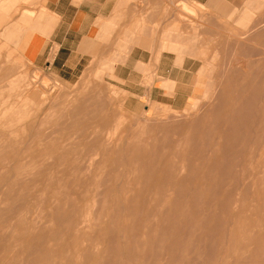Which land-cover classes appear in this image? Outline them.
<instances>
[{
  "label": "rangeland",
  "instance_id": "obj_1",
  "mask_svg": "<svg viewBox=\"0 0 264 264\" xmlns=\"http://www.w3.org/2000/svg\"><path fill=\"white\" fill-rule=\"evenodd\" d=\"M184 1L152 97L31 63L0 2V264H264V0Z\"/></svg>",
  "mask_w": 264,
  "mask_h": 264
},
{
  "label": "crops",
  "instance_id": "obj_2",
  "mask_svg": "<svg viewBox=\"0 0 264 264\" xmlns=\"http://www.w3.org/2000/svg\"><path fill=\"white\" fill-rule=\"evenodd\" d=\"M2 1L7 3V15H38L37 19L23 15L29 26L22 48L31 63L46 67L61 80H73L90 65L94 69L108 65L110 75L101 78L134 81L128 86L132 95H144L138 81H159L145 93L152 97L166 95L162 79L176 82L191 72L189 58L175 65V53L162 50L158 38L150 34L152 26L159 32L172 30L176 0ZM190 1L217 4V0Z\"/></svg>",
  "mask_w": 264,
  "mask_h": 264
},
{
  "label": "bare ground",
  "instance_id": "obj_3",
  "mask_svg": "<svg viewBox=\"0 0 264 264\" xmlns=\"http://www.w3.org/2000/svg\"><path fill=\"white\" fill-rule=\"evenodd\" d=\"M184 7H186V6H184ZM187 8H188V6H187ZM191 8V7H190ZM191 11H193V8L192 9H190ZM28 23V22H27Z\"/></svg>",
  "mask_w": 264,
  "mask_h": 264
}]
</instances>
